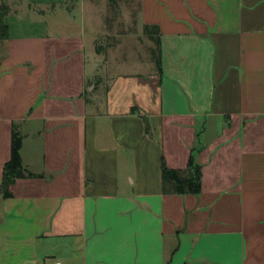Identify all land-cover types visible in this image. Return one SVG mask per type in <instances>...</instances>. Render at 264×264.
<instances>
[{
	"label": "crops",
	"instance_id": "1",
	"mask_svg": "<svg viewBox=\"0 0 264 264\" xmlns=\"http://www.w3.org/2000/svg\"><path fill=\"white\" fill-rule=\"evenodd\" d=\"M2 2L0 185L14 122L33 176L0 195V264H264V0H141L146 73L96 53L85 0L54 22L49 0ZM192 156L201 192L165 193L163 161Z\"/></svg>",
	"mask_w": 264,
	"mask_h": 264
},
{
	"label": "rangeland",
	"instance_id": "2",
	"mask_svg": "<svg viewBox=\"0 0 264 264\" xmlns=\"http://www.w3.org/2000/svg\"><path fill=\"white\" fill-rule=\"evenodd\" d=\"M49 1L58 6L55 11L57 13H52L53 11L49 8L48 14L51 22H54L56 18L58 20L69 19L68 12L65 10L66 5H68L66 0ZM12 2H16V0H12ZM75 11L76 18L82 21V26L89 39L92 36L90 32L95 33L96 31L95 51L103 57V60L111 52L117 58H132L133 61L129 63V67H124L125 70L146 73L150 68L147 65V60L150 57L155 70L158 69L153 54V48L156 50L157 45L148 35L145 24L142 22L141 0H85L84 4L78 3L76 5ZM75 11L73 10V12ZM3 52V45L1 44L0 55ZM140 56H142L143 61L138 60L137 57ZM100 65H103L102 61L99 67ZM27 151L30 154L32 152L29 148Z\"/></svg>",
	"mask_w": 264,
	"mask_h": 264
},
{
	"label": "trees",
	"instance_id": "3",
	"mask_svg": "<svg viewBox=\"0 0 264 264\" xmlns=\"http://www.w3.org/2000/svg\"><path fill=\"white\" fill-rule=\"evenodd\" d=\"M11 11L10 5L5 2L0 4V39L5 40L9 37V28L5 23V16ZM145 29L150 38L156 43L157 49L153 48L154 58L157 62L159 71H162V46L160 26L157 24H145ZM147 130L149 126L147 125ZM23 145V135L20 125L17 122L13 124L11 157L5 163L3 181L0 185V195L4 198L13 196L11 186L16 179L21 177L33 176L27 167L23 164L21 148ZM163 190L165 193H195L198 194L202 189V166L191 157L188 167L185 169L170 168L163 161Z\"/></svg>",
	"mask_w": 264,
	"mask_h": 264
},
{
	"label": "built area",
	"instance_id": "4",
	"mask_svg": "<svg viewBox=\"0 0 264 264\" xmlns=\"http://www.w3.org/2000/svg\"><path fill=\"white\" fill-rule=\"evenodd\" d=\"M56 264H61V262H58V263H56Z\"/></svg>",
	"mask_w": 264,
	"mask_h": 264
}]
</instances>
